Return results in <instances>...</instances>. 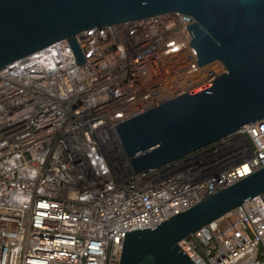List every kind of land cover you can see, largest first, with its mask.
Wrapping results in <instances>:
<instances>
[{
    "label": "built area",
    "instance_id": "built-area-1",
    "mask_svg": "<svg viewBox=\"0 0 264 264\" xmlns=\"http://www.w3.org/2000/svg\"><path fill=\"white\" fill-rule=\"evenodd\" d=\"M193 22L173 12L89 29L83 63L64 39L0 71V264H119L126 233L264 167V120L137 173L113 144L119 123L226 71L199 64ZM180 245L195 264H264V200Z\"/></svg>",
    "mask_w": 264,
    "mask_h": 264
},
{
    "label": "water",
    "instance_id": "water-1",
    "mask_svg": "<svg viewBox=\"0 0 264 264\" xmlns=\"http://www.w3.org/2000/svg\"><path fill=\"white\" fill-rule=\"evenodd\" d=\"M190 15L201 66L226 71L119 123L112 140L137 173L160 168L264 120V0H0V71L82 32L160 14ZM264 200V167L162 223L126 233L119 264H195L180 242L247 200Z\"/></svg>",
    "mask_w": 264,
    "mask_h": 264
},
{
    "label": "rangeland",
    "instance_id": "rangeland-1",
    "mask_svg": "<svg viewBox=\"0 0 264 264\" xmlns=\"http://www.w3.org/2000/svg\"><path fill=\"white\" fill-rule=\"evenodd\" d=\"M234 145L233 141L225 142L224 144H221L217 148L214 149V152H221L230 149ZM222 227H225V224L222 223Z\"/></svg>",
    "mask_w": 264,
    "mask_h": 264
}]
</instances>
